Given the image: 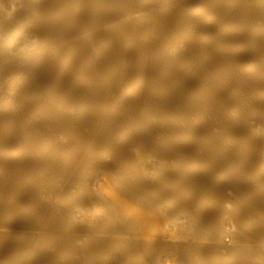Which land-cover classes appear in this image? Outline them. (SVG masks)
<instances>
[{
	"label": "bare ground",
	"instance_id": "obj_1",
	"mask_svg": "<svg viewBox=\"0 0 264 264\" xmlns=\"http://www.w3.org/2000/svg\"><path fill=\"white\" fill-rule=\"evenodd\" d=\"M0 264H264V0H0Z\"/></svg>",
	"mask_w": 264,
	"mask_h": 264
},
{
	"label": "rangeland",
	"instance_id": "obj_2",
	"mask_svg": "<svg viewBox=\"0 0 264 264\" xmlns=\"http://www.w3.org/2000/svg\"><path fill=\"white\" fill-rule=\"evenodd\" d=\"M4 77V76H3Z\"/></svg>",
	"mask_w": 264,
	"mask_h": 264
}]
</instances>
